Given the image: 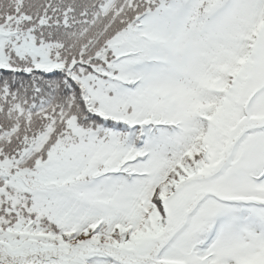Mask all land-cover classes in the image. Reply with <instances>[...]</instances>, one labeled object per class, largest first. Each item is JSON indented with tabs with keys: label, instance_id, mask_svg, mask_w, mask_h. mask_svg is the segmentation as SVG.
Segmentation results:
<instances>
[{
	"label": "snow or ice",
	"instance_id": "6c2138e0",
	"mask_svg": "<svg viewBox=\"0 0 264 264\" xmlns=\"http://www.w3.org/2000/svg\"><path fill=\"white\" fill-rule=\"evenodd\" d=\"M0 264H264V0H0Z\"/></svg>",
	"mask_w": 264,
	"mask_h": 264
}]
</instances>
